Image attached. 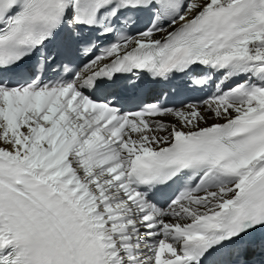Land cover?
Segmentation results:
<instances>
[{
    "label": "snow or ice",
    "instance_id": "6c2138e0",
    "mask_svg": "<svg viewBox=\"0 0 264 264\" xmlns=\"http://www.w3.org/2000/svg\"><path fill=\"white\" fill-rule=\"evenodd\" d=\"M0 264H264V0H0Z\"/></svg>",
    "mask_w": 264,
    "mask_h": 264
}]
</instances>
